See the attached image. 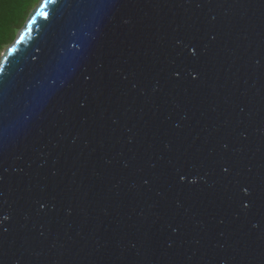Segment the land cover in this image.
Wrapping results in <instances>:
<instances>
[{
    "label": "water",
    "instance_id": "water-1",
    "mask_svg": "<svg viewBox=\"0 0 264 264\" xmlns=\"http://www.w3.org/2000/svg\"><path fill=\"white\" fill-rule=\"evenodd\" d=\"M41 3L0 58V264H264V0L62 3L21 40Z\"/></svg>",
    "mask_w": 264,
    "mask_h": 264
},
{
    "label": "trees",
    "instance_id": "trees-1",
    "mask_svg": "<svg viewBox=\"0 0 264 264\" xmlns=\"http://www.w3.org/2000/svg\"><path fill=\"white\" fill-rule=\"evenodd\" d=\"M38 0H0V53L12 44Z\"/></svg>",
    "mask_w": 264,
    "mask_h": 264
},
{
    "label": "snow or ice",
    "instance_id": "snow-or-ice-1",
    "mask_svg": "<svg viewBox=\"0 0 264 264\" xmlns=\"http://www.w3.org/2000/svg\"><path fill=\"white\" fill-rule=\"evenodd\" d=\"M97 2H101V0H43V3L40 4L39 8L35 11V15L29 21L28 27L25 29V32L21 36V40H23L25 35H28L29 31L31 30L32 24L35 23L37 17H42L45 20H49L50 15L54 17L56 7H58L62 3H68L71 6L74 4L79 5L82 3H97ZM50 5L53 6L51 9V12L48 11ZM17 43H20V41H17ZM15 51H16L15 47L9 49L8 55H12V53ZM3 67H4L3 63H0V75H3ZM6 99L7 98H6L5 91L3 89L2 82H0V113H2ZM223 171L225 173H228L229 169L227 167H223ZM53 175H55V173H53ZM181 179H183V177H181ZM2 182H3V176L0 175V183H2ZM145 183H147V181H145ZM243 191L245 194L251 195V191L247 186H244ZM2 195H3V193L0 192V196H2ZM240 204H241V207L243 209H248L250 207L249 202L241 201ZM41 207L42 208L46 207V205L41 204ZM0 215H2V214H0ZM7 218H8L7 216H4V219H7ZM7 231H8L7 228L0 227V237H3V233H5ZM170 246L171 245H169V247Z\"/></svg>",
    "mask_w": 264,
    "mask_h": 264
},
{
    "label": "rangeland",
    "instance_id": "rangeland-1",
    "mask_svg": "<svg viewBox=\"0 0 264 264\" xmlns=\"http://www.w3.org/2000/svg\"><path fill=\"white\" fill-rule=\"evenodd\" d=\"M40 1H41V0H38V1H37L36 5H34V7L31 8V11H32V10L38 5V3H39ZM19 31H20V30H19ZM19 31L16 32V34H15V39H16V37H17ZM15 39H14V40H15ZM10 45H11V44H10ZM10 45H8V46L4 49V51H5ZM4 51H3V52H4ZM3 52L0 53V58H1L2 54H3Z\"/></svg>",
    "mask_w": 264,
    "mask_h": 264
}]
</instances>
